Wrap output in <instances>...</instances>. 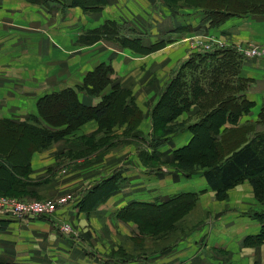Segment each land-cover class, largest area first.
<instances>
[{"label": "rangeland", "instance_id": "obj_1", "mask_svg": "<svg viewBox=\"0 0 264 264\" xmlns=\"http://www.w3.org/2000/svg\"><path fill=\"white\" fill-rule=\"evenodd\" d=\"M83 1L86 5H88V8H82L83 15H80L78 13V9L75 8L80 6L74 7L70 5V3L72 4V0H60L61 3H59L58 0H43L41 2L42 4L40 5H44L46 10L48 9L51 15H53L56 12L55 9H58L59 7L65 10L67 9L65 13L62 12V18L58 19L55 16L52 24L59 27L58 30L60 31L54 35L59 36L62 33H66V35L60 36V42H55L51 39L49 40L48 38V41L44 40L45 43L43 47L45 50H47L48 45L50 47L51 45H54V43H58L66 50L67 53L69 52L68 54L66 53V55L74 54L72 51L74 50V47L79 45L78 42L87 41L85 38L93 35V29L96 28L93 26L95 25V21L97 19V13H100V10H102L106 3H104L102 0ZM165 1L162 0L164 8L170 14H175L176 17H178V20H180L179 18L184 19L186 17L179 14V12H181L179 8H183L184 10L187 7L194 9L192 8L194 6L190 0ZM192 1H198L201 4H208V6L211 5V2H207L208 0ZM91 3L94 4L90 5ZM74 10L77 11L74 12ZM198 11L203 13L202 9H198ZM100 17L101 14L99 15L98 19ZM25 18L27 19V16ZM44 19V16L42 17L36 11V18L33 22L36 28L49 24ZM106 21L113 22L111 20H105L104 23ZM96 22H98V20ZM104 23L102 22V24ZM141 23L144 27L146 26L145 28L147 29V33L145 34L146 37H143V39L152 37L153 41H149L150 43L145 41L148 43L147 45H144L141 42L142 45L139 46L137 41L132 40V47L135 48L134 50L132 49V51L135 53L141 54L142 52L143 54H149L158 51L173 41L171 40L172 35H181L179 34L180 32L176 33V29L173 31L167 30L162 33L160 40L155 41V36L151 33V29H154L153 23L151 21H147V24L144 22ZM165 23L166 19L162 18L161 24ZM113 24L115 25L113 32L116 34V39L121 40L122 35L130 37L131 39L141 37V32H137L127 22L123 24L120 21L118 22L114 20ZM1 25L4 24L0 21V26ZM158 25L159 23L157 26ZM210 27L214 26L210 25ZM200 29H202L201 22L200 25H196V27L191 30L190 37L192 35L194 36L188 39L190 50L188 56L182 61L177 62L175 66L171 67L169 70L166 68L161 69L162 75L165 77L167 76L168 78L162 92L169 81H171L172 76L177 72L178 66L182 62L186 61L192 53L209 51L216 46L223 48L227 47L226 44L228 43L216 35L204 34V37H198L200 35H198L197 30ZM71 36L74 37L73 41H71ZM109 36L110 34H103V41L111 47L114 46L118 50L120 48L119 45L116 41L108 39L107 37ZM162 40H164L166 43L161 46L157 45L159 48L152 51L150 50L146 53L143 51ZM215 41L220 42L213 44L212 46L210 45L209 47H205L207 44H209V42ZM221 42L225 45L221 46ZM234 48L237 50V46H234ZM48 49L50 50V48ZM59 59L53 58L51 56V58L47 60L51 61L50 66H54L53 68H55L56 65L62 63L60 62L61 58ZM39 66L40 64L36 62L35 68H39ZM83 66L84 68L80 66V68L82 67L83 69H80L78 66H74L73 69L71 67L59 65L62 75L67 76L66 74H69V76H71L70 73L73 72V80H76L83 71L91 67L90 64H84ZM197 66H199V63L195 64L194 72L196 73V77L199 74V71L197 73V70H199ZM103 68L104 71L106 70L107 72V67L105 65H103ZM6 69H4V73H7ZM71 69L73 71H70ZM24 75L25 72H20L19 74V76ZM10 78V74L0 75V86L2 88H6L8 93H10V89L13 88V85L17 84L16 82L11 81ZM70 80L71 79L69 78L67 79L68 82ZM116 80L117 77L115 75V82L110 80V83L101 93L97 91H91L92 87H86L83 85V83L76 84L75 86H66V83H58L57 86H50L49 88H47L48 86L45 88V85L40 87L38 85V80L20 83L24 84L26 90L30 89L29 92H33L34 90L40 91L41 89L42 92L46 91L44 92L46 94L50 93L51 90V92H54L65 87H72L77 89L79 100L82 103L86 105H96L100 101L101 97L110 90L109 86L111 84L114 83L119 85ZM21 86L22 85H20V87ZM119 87L121 86L119 85ZM131 89L132 85L127 88L129 95L128 93H125V102L129 105V109L126 110V113H123L118 109L119 116L117 118L114 114L115 109L111 108L108 110L106 115L100 118H95L92 116V118L83 121L78 127L70 130L68 134L62 136L61 138L53 139L47 143L46 147H52L55 144L54 148H59V146H56V143L59 142V140L76 136L77 134L81 137L82 143L84 144H81V149L75 152V156L81 155L84 157V159L87 158L86 160H83V162L81 161V164L83 165H86L85 163H90V158L95 156V158L102 163V165L99 166L97 170L99 177L95 176L93 173H84L81 179L84 182L85 180L89 181L86 184L83 183V185L79 187L80 190H72L67 192L66 195H69V198L65 202L57 204L56 208L52 212L36 213L31 215L22 214V216H16L11 213L1 211L0 213L16 219L28 217L62 219L58 222L57 230L59 232L61 231L60 233H63L64 235H69L75 238L80 234L78 226H76L78 224L72 220V218H66L68 216L60 215L61 207L68 206L69 204H72L73 206V204H75V206L78 208L74 209H76L77 212H82L80 214L83 216H92L93 218L98 219V225H96V227H92L93 231L91 232L88 229L82 237V245L84 246V250L86 252L88 251L93 254L98 253V260L103 264H176L178 261H180L179 264H189V257L193 255L195 250H197L196 252H200L198 259L202 263L235 264V262L238 261L236 256L239 255L240 252H245V249L251 250V262L248 261L249 264H254V262L264 263L261 261V259H264V242L255 246L246 245L244 242L245 238L255 233L244 234L245 232H241V230L238 229L239 217H249L250 219L257 221L260 225V221L253 216L254 213H261L264 211V203L256 195L255 190L248 179L242 178L234 186L226 189L224 194H222L223 198L216 197L215 191L210 189L209 186L206 185L207 183L204 182L206 180L203 176V172L207 167L199 165L195 162L192 163L193 167L191 169L181 167L176 160V155L174 154L176 149H173L174 147L170 146L168 142L171 135L166 139L164 138L166 135L163 136V134H165V128L174 131V129H180L179 125H183V123H176L172 121V119L164 121L163 123L160 122L158 118L152 116V111L155 105H153L148 115H144V113L137 106L138 104L134 95L131 93ZM80 94H84L85 96L80 97ZM160 96L157 99L156 104L160 99ZM38 98L39 97L37 96L14 98L8 94L4 97H1L0 105L4 108H14L16 106L19 107L18 103L20 101L22 102L23 100L24 105L27 106V113H19L16 115L12 113H6L3 109H0V119H17L20 121H27L35 125H39L38 123L41 122V124L45 126L46 123L36 117V102ZM87 100H90V103H87ZM5 102L7 104H5ZM31 106L32 108L36 109L34 113L29 111ZM53 119H56V117ZM197 120L198 117L194 116L192 123ZM139 134L141 135L139 136ZM7 135L8 134H6L5 131L0 129V146L3 144L5 145L0 150L4 152L10 150L11 157L16 166L21 168L19 164L24 162L26 155L31 149L30 147L33 146V143L26 135L24 136L17 134L13 137ZM158 138H162V141ZM14 146H16L19 150H22L23 154L21 155L20 153L15 152ZM66 151L67 150L63 152ZM167 151H169V155H166ZM32 153L30 154V157ZM58 153H56V156H58ZM66 155L73 158V153L71 151L66 152ZM108 156L111 157L107 159ZM30 157L28 160L29 171L25 175V177H27L26 180L28 181V184H40L41 182L46 183L47 179H49L47 177H29L31 171ZM107 163L109 165V170L104 171V168L107 167ZM136 163L145 167L144 171L148 174L146 177L147 183H150L154 177L164 176L165 174L171 175L173 179L180 178L178 191L163 197H157L155 199L132 200L133 203L137 204L133 209L131 208L129 212L125 210H128L127 208H129V205L132 203V201L124 203L125 205L120 207H116L114 211H106V207L104 206L103 208L100 206V204H107V199L110 196H112L114 193H117L116 191H119L124 186H126L123 168L127 167L126 171L127 173H130V168L136 170V167H134V164ZM18 179L20 181L17 179L12 180H15L16 182H22V178ZM65 179H68L66 183H70V178ZM107 179H112L110 183L113 182L115 187L119 186L120 188L112 192V194L104 200H94L95 197L104 194L106 186L103 184ZM188 179H191V185H188ZM96 185L98 187H96ZM17 187L18 188L16 189L10 188L5 193L0 192V196L13 198L22 202L43 201L48 199L57 200L61 197L57 195L51 197L44 196L43 198L38 190H34L33 186L27 184L24 185L23 182L20 184V186L17 185ZM174 195L177 196L178 201L173 203H164L167 198ZM154 204L161 206V211L158 213L160 218L151 221V218H148L144 212H147ZM138 213H143L141 218L138 217ZM230 222L233 223L232 225L228 226L227 224H230ZM80 228L84 233L85 229L82 228V226H80ZM224 239L227 243L223 242ZM190 245H193L195 249H189ZM177 257H179L177 260L171 262L173 260L172 258Z\"/></svg>", "mask_w": 264, "mask_h": 264}, {"label": "crops", "instance_id": "obj_2", "mask_svg": "<svg viewBox=\"0 0 264 264\" xmlns=\"http://www.w3.org/2000/svg\"><path fill=\"white\" fill-rule=\"evenodd\" d=\"M105 1L107 3L100 10V13H97L96 21L98 20V22L95 21L93 27L98 28L105 20H116L123 24L127 22L137 32H141V37L139 38H141L144 45L148 44L146 43L147 41H153V38L147 37L144 38L145 40L143 39V37H146L147 29L141 22L147 24V21H151L153 23L154 29H151V33L155 36V41L160 40L162 33L167 30L173 31L176 29V33L180 32L179 34L181 35H172L171 40L173 41L162 49L149 54L135 53L128 46L117 50L114 46L111 47L106 44L102 39H98L91 43L80 41L78 42L79 45L74 47L72 51L74 54L66 55V50L58 43H54L55 46L51 45L50 47L46 45L47 50L43 46L44 40H47V38L56 42L61 39L60 36L66 35V33H62L59 36L54 35L60 31L58 30L59 27L52 24L54 17L62 18V12L65 13L67 9H57L51 15L44 5L34 3L33 0H0V17L2 16L0 21L4 24L0 26V75L10 74V80L17 83L10 89V93H8L6 88L0 86V98L7 94L14 98L41 97L46 94L44 93L46 91L42 92L41 89L40 91L33 89V92H29L30 89L26 90L24 84L20 83L26 81L33 82L38 80V85L40 87L45 85V88L47 86V88L50 86L55 87L58 83H66V86H75L82 83L86 72L92 70L100 63H105L112 70L109 74V78L112 81H115L116 75V81L122 88L127 89L132 85L131 93L135 97L137 106L144 115H148L168 80L167 76L162 75L161 69L166 68L169 70L177 62L188 56L190 52L188 39L194 36L190 37L191 30L196 25H200L203 13L199 12L198 9L202 8L192 7L194 9H191L187 7L185 10L179 8L181 11L179 14L186 17L178 20L175 14H170L164 8L162 0ZM75 8L78 9L80 15H83L82 8ZM36 11L42 17L44 16V20L49 23L48 25L36 28L33 23L36 18ZM100 14L101 17L98 19ZM26 16L27 19L25 18ZM162 18L166 19L165 24H161ZM158 23L159 25L157 26ZM201 26L202 29L197 30L198 35H200L198 37H204V34L216 35L228 43L226 44L227 47L234 48V46L248 43H264V13H231L225 20L214 25V27H210L208 23H201ZM70 38L71 41L74 40V37L71 36ZM51 56L56 59L61 58L60 62L62 63L53 68L54 66H50L51 61L47 60ZM36 62L40 64L39 68H35ZM84 64H90L91 67L83 71L76 80L72 79L73 72L70 73L71 76L69 74H66L67 76L62 75L60 72L59 65L74 69V66L79 68L82 66L84 68ZM82 67L80 69H83ZM4 69H6L7 73L3 72ZM70 71L73 70L71 69ZM20 72H25V75L19 76ZM238 75L242 79L249 80L250 85L245 94L253 102L249 111L240 116L237 122L239 125L256 121L260 112L264 110V58L243 57ZM68 78L71 79L69 82L67 81ZM20 85L22 86L20 87ZM81 96L85 95L80 94ZM20 102L18 103L19 107L4 108L0 105V109H3L6 113L16 115L27 113V106L24 105V101ZM87 103H90V100H87ZM5 104L7 103L5 102ZM197 110L198 107L196 105H191L188 110L183 111L172 120L176 123H183V125H179L180 129H174V131L166 135L167 138L171 135L168 142L170 146L174 147L173 149L182 147L191 140L192 132L189 129V125L192 124ZM29 111L34 113L36 109L31 106ZM56 144L59 148H54L55 144L52 147L41 148L32 153L30 157L31 171L29 177L49 178L46 183L27 184L33 186L34 190H38L43 198L44 196H62L72 190H80L79 187L89 181L85 180L84 182L81 179L83 174L93 173L98 176L97 170L102 165L95 156L90 158V163L81 164V161L83 162L87 158L84 159L81 155L75 156V152L81 149V144H84L81 137L77 134L76 136L59 140ZM65 150H67L66 152L71 151L73 158L66 155V152H63ZM19 153L23 154L21 150ZM56 153H58V156H56ZM166 155H169V151H167ZM109 157L111 156H108L107 159ZM134 167H136V170L129 167L130 173H127V167H121L124 170L123 175L126 179V186L110 196L107 199V204H100L101 207H106V211H114L116 207L125 205L124 203L132 200L155 199L178 191L180 178L173 179L171 175L165 174L164 176L154 177L150 183H147L146 177L148 174L144 171L145 167L137 163L134 164ZM105 170H109L108 163L107 167L104 168ZM65 178H70V183H66L68 179ZM204 182L206 183V181ZM187 183L191 185V179H188ZM74 208L78 207L75 204L61 207L60 215L68 216L66 218H72L78 224L76 226H78L80 234L75 238L64 235L57 230L58 222L62 219L33 217L16 219L0 213V261L23 264H103L98 260V253L86 252L82 245V237L88 229L91 232L93 231L92 227L98 225V219L92 216H83L80 214L82 212H77ZM232 223L230 222L227 225L230 226ZM80 226L85 229L84 233ZM238 227L241 232L247 234L257 233L260 225L249 217L241 216L238 218ZM223 242L227 243L225 239ZM190 248L195 249L193 245H190ZM196 251L189 257V264H205L199 261L200 252ZM244 251L236 256L238 261L235 264H249L248 261L251 262V250L245 249ZM178 258H172L171 262ZM261 261L264 262V259H261ZM179 263L180 261L176 262V264Z\"/></svg>", "mask_w": 264, "mask_h": 264}, {"label": "trees", "instance_id": "obj_3", "mask_svg": "<svg viewBox=\"0 0 264 264\" xmlns=\"http://www.w3.org/2000/svg\"><path fill=\"white\" fill-rule=\"evenodd\" d=\"M42 1L33 0L37 4H42ZM58 1L61 3L60 0ZM102 1L107 3L105 0ZM190 2L195 8H202L201 23H208L209 26L217 25L231 13H264V0H208L207 2H211L210 6L198 1L190 0ZM92 4L94 3L90 5ZM70 5L88 8L83 0H72ZM113 22L106 21L98 28L93 29V35L86 37L87 41L84 42L103 40V34H110L107 38L116 41L120 48L128 46L134 50L132 40L137 41L140 46L141 38L131 39L122 35L121 40L116 39ZM165 43L164 40L159 41L143 51L146 53L155 50L159 48L157 45L161 46ZM242 59L241 54L233 47L216 46L209 51L192 53L186 61L178 66L177 72L164 88L160 99L155 104L152 116L163 123L171 119L174 120L191 105H196L198 120L189 125L192 138L188 144L174 151L178 164L186 169H191L193 162L206 166L203 176L209 188L215 191L218 198H223L222 194L226 189L234 186L239 180L247 178L256 195L264 203V110L260 112L256 121L237 124L240 116L247 113L253 105V102L245 94L250 85L249 80L242 79L238 75ZM196 63H199L197 77L194 72ZM103 65L107 67V72L104 71ZM111 72L108 64L100 63L85 74L82 83L86 87H92L91 91L101 93L110 83L109 74ZM109 89L96 105L82 103L79 100L77 89L72 87H65L42 95L36 102V117L44 121L45 126L41 122L38 123L39 125H35L17 119H0V129L6 134L12 137L17 134L26 135L33 143L24 162L19 164L21 168L16 166L10 150L6 152L0 150L2 160L0 161V192L5 193L10 188L16 189L17 185L20 186L22 182L24 185L28 184L25 175L29 171L28 160L33 151L46 147L49 141L68 134L70 130L78 127L92 116L100 118L106 115L111 108L115 109L114 114L117 118L119 110L126 113V110L129 109L128 103L125 102L126 94L129 95L128 90L114 83L109 86ZM54 117L56 119H53ZM171 131V129L165 128L163 136ZM164 138L166 139L167 136ZM158 139L162 141V138ZM4 146V144L1 145L0 149ZM14 147L15 152L19 153L20 150L16 146ZM18 178H22V182L12 180L20 181ZM110 181L112 179L105 180L104 194L95 197L94 200H104L120 188L119 186L115 187ZM97 185L96 187H98ZM167 199L164 203L178 201L175 195ZM136 204L132 201L130 205L128 204V210L125 211L129 212ZM160 209L161 206L154 204L144 214L151 218V221L156 220L160 218L158 214ZM142 214L138 213V217L141 218ZM253 217L260 221L261 226L257 233L245 238L244 242L249 246L264 242V211L254 213ZM0 264L23 263L0 261ZM254 264L264 263L254 262Z\"/></svg>", "mask_w": 264, "mask_h": 264}, {"label": "built area", "instance_id": "obj_4", "mask_svg": "<svg viewBox=\"0 0 264 264\" xmlns=\"http://www.w3.org/2000/svg\"><path fill=\"white\" fill-rule=\"evenodd\" d=\"M220 41L209 42L205 47L217 44ZM221 46L225 45L220 43ZM238 52L244 58H264V43H248L237 46ZM69 195L61 196L57 200H43V201H30L22 202L13 198L0 196V211L11 213L16 216L31 215L36 213L52 212L57 204L65 202Z\"/></svg>", "mask_w": 264, "mask_h": 264}]
</instances>
